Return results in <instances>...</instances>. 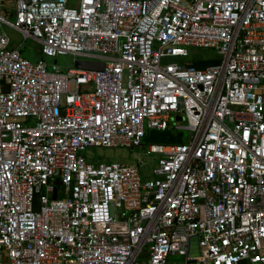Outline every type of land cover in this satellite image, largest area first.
I'll list each match as a JSON object with an SVG mask.
<instances>
[{"label": "built area", "instance_id": "obj_1", "mask_svg": "<svg viewBox=\"0 0 264 264\" xmlns=\"http://www.w3.org/2000/svg\"><path fill=\"white\" fill-rule=\"evenodd\" d=\"M11 16L0 264H264V0H15ZM189 47L216 57L185 61ZM66 54L103 68L43 59ZM167 129L188 141L143 143ZM89 147L144 149L150 177L86 162Z\"/></svg>", "mask_w": 264, "mask_h": 264}, {"label": "rangeland", "instance_id": "obj_2", "mask_svg": "<svg viewBox=\"0 0 264 264\" xmlns=\"http://www.w3.org/2000/svg\"><path fill=\"white\" fill-rule=\"evenodd\" d=\"M15 0H0V13L8 23L13 22L11 12L14 8ZM5 34L9 38V46L16 48L19 54L28 60L29 62L35 61V57L39 55L40 45L30 39L21 40L20 36L8 26L2 27ZM113 56V55H111ZM216 57V53L211 49L201 48H187V57L185 61L191 59H213ZM47 65H52L55 61V67L60 72H65L67 69L73 68L75 61L86 60L84 57L72 56L69 54L58 56L53 59L43 58ZM155 133L156 131H149ZM159 132V131H157ZM177 136L180 137L182 143L188 141L190 133L187 130L176 131ZM79 155L86 161L91 163H103V162H123L131 165H135L138 168L141 177H150V168L153 165V156L145 153L143 149H118V148H100L89 147L79 153ZM175 262L179 261V258H173Z\"/></svg>", "mask_w": 264, "mask_h": 264}, {"label": "trees", "instance_id": "obj_3", "mask_svg": "<svg viewBox=\"0 0 264 264\" xmlns=\"http://www.w3.org/2000/svg\"><path fill=\"white\" fill-rule=\"evenodd\" d=\"M214 61L213 60H208L204 61L202 63L194 62L193 66L196 68H201L207 65L212 64ZM153 132V131H152ZM143 143L145 144H180L182 143L181 139L179 136H177L176 131H173L171 129H167L165 131L161 132H155V133H150L147 131L145 133V136L143 138Z\"/></svg>", "mask_w": 264, "mask_h": 264}, {"label": "water", "instance_id": "obj_4", "mask_svg": "<svg viewBox=\"0 0 264 264\" xmlns=\"http://www.w3.org/2000/svg\"><path fill=\"white\" fill-rule=\"evenodd\" d=\"M74 67L79 70L100 71L103 68V64L87 62V61H75ZM179 120L181 121L182 119L179 118ZM54 185L56 186L59 185L58 179L54 181ZM54 196H55V193L53 192L51 198L54 199ZM38 199H39V195L37 193H33V196H32V210L33 211H37L39 208Z\"/></svg>", "mask_w": 264, "mask_h": 264}]
</instances>
